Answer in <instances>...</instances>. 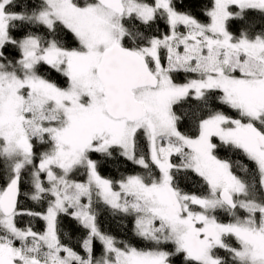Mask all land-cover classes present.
<instances>
[{
  "label": "snow or ice",
  "instance_id": "6c2138e0",
  "mask_svg": "<svg viewBox=\"0 0 264 264\" xmlns=\"http://www.w3.org/2000/svg\"><path fill=\"white\" fill-rule=\"evenodd\" d=\"M0 264H264V0H0Z\"/></svg>",
  "mask_w": 264,
  "mask_h": 264
},
{
  "label": "trees",
  "instance_id": "16d2710c",
  "mask_svg": "<svg viewBox=\"0 0 264 264\" xmlns=\"http://www.w3.org/2000/svg\"><path fill=\"white\" fill-rule=\"evenodd\" d=\"M131 169H132V166H129L128 170L131 171ZM80 179H82V177ZM103 226L110 229L115 235L121 238H126V233L116 226V222L114 220L106 219L104 221Z\"/></svg>",
  "mask_w": 264,
  "mask_h": 264
}]
</instances>
